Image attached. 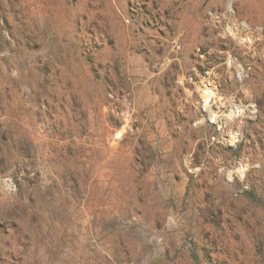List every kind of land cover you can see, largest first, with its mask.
Returning a JSON list of instances; mask_svg holds the SVG:
<instances>
[{
  "label": "rangeland",
  "instance_id": "rangeland-1",
  "mask_svg": "<svg viewBox=\"0 0 264 264\" xmlns=\"http://www.w3.org/2000/svg\"><path fill=\"white\" fill-rule=\"evenodd\" d=\"M11 256L264 264V0H0Z\"/></svg>",
  "mask_w": 264,
  "mask_h": 264
},
{
  "label": "bare ground",
  "instance_id": "bare-ground-1",
  "mask_svg": "<svg viewBox=\"0 0 264 264\" xmlns=\"http://www.w3.org/2000/svg\"><path fill=\"white\" fill-rule=\"evenodd\" d=\"M210 93H212V92H210V91H205V92H204V95H207V94H210ZM212 94H213V93H212ZM210 95H211V94H210ZM210 95H208V96H210ZM207 100H208V99H206V98L203 100V103H204L205 108H208V107H207V104H206ZM236 109H237V108H235V110H232V111L235 113V112L237 111ZM207 110H208V109H207ZM207 112H208V111H207ZM208 116H210V114H209ZM213 118H214V117H213Z\"/></svg>",
  "mask_w": 264,
  "mask_h": 264
},
{
  "label": "trees",
  "instance_id": "trees-1",
  "mask_svg": "<svg viewBox=\"0 0 264 264\" xmlns=\"http://www.w3.org/2000/svg\"><path fill=\"white\" fill-rule=\"evenodd\" d=\"M12 257V259L11 260H13V256H11ZM12 264H16L17 263V261L15 262L14 260L11 262Z\"/></svg>",
  "mask_w": 264,
  "mask_h": 264
},
{
  "label": "built area",
  "instance_id": "built-area-1",
  "mask_svg": "<svg viewBox=\"0 0 264 264\" xmlns=\"http://www.w3.org/2000/svg\"><path fill=\"white\" fill-rule=\"evenodd\" d=\"M211 101V97L208 98L207 102L209 103Z\"/></svg>",
  "mask_w": 264,
  "mask_h": 264
}]
</instances>
